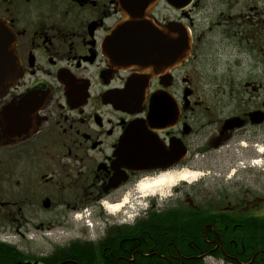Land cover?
<instances>
[{"label":"flooded vegetation","instance_id":"obj_1","mask_svg":"<svg viewBox=\"0 0 264 264\" xmlns=\"http://www.w3.org/2000/svg\"><path fill=\"white\" fill-rule=\"evenodd\" d=\"M170 2L145 61L123 33L117 65L119 0H0L20 72L0 96V234L74 230L37 264H264V8ZM181 173L198 178L138 190ZM10 241L0 264L28 263Z\"/></svg>","mask_w":264,"mask_h":264},{"label":"water","instance_id":"obj_2","mask_svg":"<svg viewBox=\"0 0 264 264\" xmlns=\"http://www.w3.org/2000/svg\"><path fill=\"white\" fill-rule=\"evenodd\" d=\"M158 0H119V11L121 12L123 19L119 22L113 29L111 35V44L114 51L113 55L118 56L115 58L114 63L117 65H122L123 63L129 62L134 63L131 60H125L121 53L125 49H132L131 45H126L128 39L126 38V43L124 44V38L121 39L123 33H135L140 35L141 38L139 41H145L148 43L144 46L140 44L138 46L139 50H146L143 55L138 57L145 61L146 54L148 49L154 50L153 40L156 36L165 35L167 31L165 28H156L154 23L147 19L148 13L153 9ZM169 5L177 7L175 4H172L170 0H166ZM173 25V24H171ZM171 32V30H170ZM171 33H176V30H173ZM159 39H161L159 37ZM163 40V38H162ZM185 46L184 48L187 51L188 44L189 49H191V40H188L187 35L184 38ZM126 45V47L124 46ZM110 46V45H109ZM137 50V51H139ZM132 53L131 56L136 55ZM135 61V62H136ZM20 76L19 65L16 60L15 50H14V39L7 29L6 24L0 21V96L4 95L6 91L14 85L17 79ZM127 98V97H126ZM36 264V263H35Z\"/></svg>","mask_w":264,"mask_h":264},{"label":"rangeland","instance_id":"obj_3","mask_svg":"<svg viewBox=\"0 0 264 264\" xmlns=\"http://www.w3.org/2000/svg\"><path fill=\"white\" fill-rule=\"evenodd\" d=\"M251 4L255 5L259 9L264 8V0H238L237 8H242L244 7V5L250 6ZM252 65L255 66L254 63H252ZM254 68L256 69V67ZM259 69L261 70L257 75L255 71L253 72V78L258 79V82L262 83L264 87V77L262 76L264 70L263 68H259ZM197 178L198 176L196 177V180ZM54 227L55 228L53 230L44 232L43 234L45 235H42V232H40L39 230H34L33 228H31L29 234L30 238L29 241L26 243L25 242L19 243L15 235H11L8 233L0 234V238H6L7 242L8 240L10 241L12 239L11 244H20L19 248L29 254V262H30V259L33 257H36L37 259L38 258L41 259L44 256L49 257V255L52 254L53 251H55V249L58 246L63 244L66 238H69L71 236V233L74 232L71 225L68 227L63 226V228H61L60 226H54ZM24 259L25 261H27V257H25Z\"/></svg>","mask_w":264,"mask_h":264},{"label":"bare ground","instance_id":"obj_4","mask_svg":"<svg viewBox=\"0 0 264 264\" xmlns=\"http://www.w3.org/2000/svg\"><path fill=\"white\" fill-rule=\"evenodd\" d=\"M196 175H191L187 173H181L178 176H165L158 178L156 181L144 182L138 187V190L142 194L152 195L155 192L163 188V186H174L176 183L181 181H194L196 180ZM121 208V205L114 206L110 208V212H118Z\"/></svg>","mask_w":264,"mask_h":264},{"label":"trees","instance_id":"obj_5","mask_svg":"<svg viewBox=\"0 0 264 264\" xmlns=\"http://www.w3.org/2000/svg\"><path fill=\"white\" fill-rule=\"evenodd\" d=\"M16 259H18V257L15 255V260H16ZM38 259H39V258H38ZM38 259H37L36 257H33V258L30 259V262H31V263H34V262H36ZM50 259H52V258H50ZM52 264H56V263H52Z\"/></svg>","mask_w":264,"mask_h":264}]
</instances>
